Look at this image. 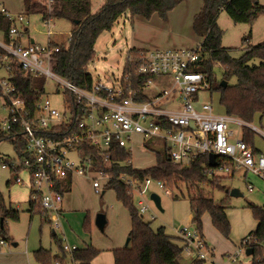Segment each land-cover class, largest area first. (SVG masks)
<instances>
[{
	"label": "built area",
	"instance_id": "obj_1",
	"mask_svg": "<svg viewBox=\"0 0 264 264\" xmlns=\"http://www.w3.org/2000/svg\"><path fill=\"white\" fill-rule=\"evenodd\" d=\"M43 1L48 7L53 2ZM0 13L10 21L8 30L0 29V97L6 110V115L0 118V132L15 141L24 139L22 154L16 152L1 167L15 173L16 184L28 189L29 200L38 205L53 229L61 227L63 188L68 181L71 185L75 178L88 179L94 191L102 193L110 179L97 161L82 151L87 143L108 162L115 145L127 149L131 156L129 144L135 136L143 142L161 140L166 143L175 164L186 166L204 156L201 171L208 177H231L242 169L264 180V153L256 151L255 146L242 137L232 142L233 131L227 126L232 116L215 112L213 103L200 99L209 91V80L198 63L202 56L198 44L128 50L119 78L110 83L92 79L89 87H83L52 69L53 54L60 47L52 39L55 34L53 16L42 19L46 40L38 42L29 36L26 11H10L0 2ZM15 66L22 70V78L33 76L35 82L36 76L41 75L44 83L53 81L59 85L66 109L60 112L45 97L44 89L35 85L38 100L30 113L22 93L12 81ZM67 93L74 99L75 110ZM239 122L264 138L261 127L243 120ZM70 152L76 159H72ZM210 153L215 154L214 165L209 162ZM127 164L132 165L131 157ZM119 179L130 187L133 195H140L137 209L142 215L149 210L145 196L149 197L153 181L164 194L171 193L165 182L151 176L141 179L121 173ZM248 189L252 190L251 184ZM188 217L187 224L174 231L183 250L194 249L196 257L202 259L204 250L210 248L196 226H190L193 214ZM150 219L154 217L151 215ZM253 242L258 243L251 234L246 235L239 247H252ZM260 244L264 247V243ZM75 248L63 245L67 252ZM238 251L240 248L232 255H237Z\"/></svg>",
	"mask_w": 264,
	"mask_h": 264
},
{
	"label": "rangeland",
	"instance_id": "obj_2",
	"mask_svg": "<svg viewBox=\"0 0 264 264\" xmlns=\"http://www.w3.org/2000/svg\"><path fill=\"white\" fill-rule=\"evenodd\" d=\"M12 11L22 10V0H0ZM264 4V0H259ZM104 0H91V8L95 11ZM201 0H184L170 10L166 17L154 13L149 18L130 13L122 14L113 23L110 30L102 31L96 39L94 50L95 57L88 64V71L94 81L100 80L110 83L121 76L126 61L127 51L131 47L144 49H164L169 47L195 46L199 38L192 34L193 15L199 10ZM28 33L34 41L46 40V26L37 14H29ZM55 32L52 39L66 45L74 24L65 18L53 19ZM217 24L222 30L221 45L228 49L233 57H239L248 46L256 45L264 41V11L260 12L252 22H234L225 11L217 16ZM258 63L259 59H254ZM221 67L214 63L213 72L220 77ZM43 76L35 78V85L44 89L45 97H48L53 106L60 112L66 109L63 89L53 81L44 83ZM235 77L230 79V83ZM200 99L211 102L214 111L224 113V108L219 102L217 92H205ZM6 115L3 100L0 97V118ZM233 120L227 123L233 131L231 141L242 137V119L232 116ZM252 125L264 130V114L254 116ZM248 126V125H247ZM3 134L0 132V137ZM254 146L264 153V138L254 131L252 136ZM146 140V143H150ZM132 165L138 169L151 167L156 162L155 153L144 145L142 138L134 137L130 145ZM16 155L13 143L7 139H0V196L1 203L5 207L15 208L19 212L17 220L10 216L3 219L7 229L6 234H0V264H39L35 260V251L44 248L50 251L47 259H52V264H72L69 254L65 258L61 254L60 245L53 239L52 230L61 239L62 246L68 244L82 248L92 245L99 250L97 264H110V246L124 247L131 228L127 208L117 198L114 189H107L101 196L96 193L88 179L80 182L75 178L69 194L64 195L63 208L65 217L59 229H53L51 223L38 211L32 214L28 212L27 192L15 182V173L9 168H2L1 164ZM72 159H76L70 152ZM87 181V182H86ZM9 182V184H8ZM170 188L169 195L164 194L153 181L149 187L150 192H156L161 199V208L158 209L154 202L145 196L149 210L143 214V219L150 222V226L156 229L164 226L166 233L176 242L174 229L187 224L189 214L192 213L189 199L191 195H197L193 183L178 181L177 186L165 182ZM220 183L227 190L236 187L242 193L240 196H230L223 189L215 187L214 183L204 182L199 190L213 197L215 202L225 205V212L230 222L228 237L223 236L212 224L209 213L201 216L202 233L210 249H205V257L201 264H250L252 255L245 254V247H239L241 239L250 230L255 228L256 222L248 207L250 202L264 207V180L251 171L236 170L231 177H221ZM214 184V185H213ZM251 184L252 190L248 189ZM65 194V193H64ZM0 198V199H1ZM70 200L69 203L67 200ZM140 195L134 194L133 206L137 207ZM34 207H38L37 204ZM103 213L106 218L104 230L101 231L95 224V217ZM193 214V213H192ZM151 215L154 219H150ZM194 215V214H193ZM195 227V221L191 223ZM3 240V242H1ZM240 248L237 255L233 256ZM264 249V247H262ZM65 254V251H62ZM69 253V252H68ZM264 253V250H263ZM52 255V256H51ZM57 256L58 260L54 258ZM196 257V250H183L180 254V264H192Z\"/></svg>",
	"mask_w": 264,
	"mask_h": 264
},
{
	"label": "trees",
	"instance_id": "obj_3",
	"mask_svg": "<svg viewBox=\"0 0 264 264\" xmlns=\"http://www.w3.org/2000/svg\"><path fill=\"white\" fill-rule=\"evenodd\" d=\"M183 1L104 0L95 11H92L91 0H53L50 7L43 0H23V11H26L28 15L37 14L41 19L48 16H53L55 19L65 18L74 24L68 37V43L66 45L59 43V50L53 54L52 69L79 86L89 87L92 76L87 70V65L95 57L94 45L102 31L110 30L113 23L122 14L130 13L149 18L152 14L158 13L165 18L170 10ZM221 11H225L234 22H252L260 12L264 11V4L259 0H201V6L193 15L192 20V32L199 38L198 45L201 47L202 54L198 63L208 77L209 92L215 91L219 94V102L224 108V113L236 116L245 122H252L256 114H264V41L248 46L241 56L233 57L228 49L221 45L222 30L217 24V16ZM9 25L10 21L0 13V29L6 31ZM137 49V47H131L129 52ZM254 59H259V62H254ZM214 63L219 64L222 69L219 78L213 72ZM21 75L22 70L15 66L12 81L18 91L22 93V97L32 113L38 100L34 93V78L33 76L22 78ZM232 77H235V81L230 83ZM221 80L226 81L225 86L220 85ZM66 95L75 110L76 105L72 95L69 93ZM253 133L252 129L243 126L242 138L245 142L253 144ZM0 139L11 141L15 151L22 154V150H20L24 145L22 137L15 141L11 139L10 135L3 134ZM150 141V143L145 141L144 145L155 153L156 162L153 166L144 169L127 164V160L131 156L124 147L115 145L109 153L108 162H105L99 151L90 144L87 143L82 147V151L90 154L97 161L98 167L110 175L101 196L107 189H114L117 198L127 208L129 214L131 223L128 233L129 243L124 247H115L111 250L114 264H180L179 258L183 251V245L173 242L164 226L153 229L150 222L145 221L143 216L141 217L137 207L133 206L134 195L130 187L119 179L121 173L141 179L151 176L155 180L168 182L175 187L178 181L193 183L198 193L195 196H190L189 203L194 214L193 220L201 237L204 239L201 230V216L204 212L209 213L213 226L223 236L228 237L229 235L230 222L225 212V205L215 202L213 197L204 195L198 189L201 184L206 182L214 183L215 187L225 190L228 194L230 190L220 183L221 177H208L202 173L201 164L205 157L200 156L189 165L181 166L172 162L164 141ZM256 151L259 150L256 148ZM69 188L70 181L64 185L63 192L66 193ZM1 200L2 198L0 199V234H6L7 229L3 219L10 216L17 220L19 212L15 208L5 207ZM28 203L29 212L32 213L33 209L39 211V207H34L33 202L28 200ZM248 207L257 224L247 235L251 234L258 242L251 244L254 252L251 254L250 264H264V249L260 244L264 243V207L252 202L248 204ZM52 234L53 239L60 245L62 256L65 258V255L69 254L73 264H93L94 258L99 254V250L92 245L76 247L68 253L63 249L61 239L57 237L56 233L52 232ZM63 250L65 254L62 252ZM48 253L50 251L44 248L36 250L35 260L39 264H52V259H47L46 254ZM54 258L61 262L57 256ZM201 260L196 258L192 264H201Z\"/></svg>",
	"mask_w": 264,
	"mask_h": 264
},
{
	"label": "water",
	"instance_id": "obj_4",
	"mask_svg": "<svg viewBox=\"0 0 264 264\" xmlns=\"http://www.w3.org/2000/svg\"><path fill=\"white\" fill-rule=\"evenodd\" d=\"M75 22H78V21L75 20ZM220 85L221 86H225L226 85V81L225 80H221L220 81ZM214 158H215V154L210 153L209 154V162H210L211 165L215 164ZM229 195L230 196H240V195H242V193L239 191L238 188L233 187V188H231L229 190ZM149 198L154 202V204L156 205V207L158 209L162 210V208H161V199H160L159 194H157L156 192H151L150 195H149ZM142 216L143 215L141 214V217ZM95 224L100 230L104 229L105 224H106V218H105V215L103 213H98L96 215ZM52 232L55 233L54 230H52ZM128 243H129V238L126 239L125 245H128ZM253 252H254V250H253L252 247H248V248L245 249V254L246 255H251Z\"/></svg>",
	"mask_w": 264,
	"mask_h": 264
},
{
	"label": "crops",
	"instance_id": "obj_5",
	"mask_svg": "<svg viewBox=\"0 0 264 264\" xmlns=\"http://www.w3.org/2000/svg\"><path fill=\"white\" fill-rule=\"evenodd\" d=\"M4 6H5V4L2 2V1H0ZM103 3V2H102ZM182 3V2H181ZM22 4H23V0H22ZM179 5V4H178ZM100 6V5H99ZM6 7V6H5ZM7 9H9L8 7H6ZM176 8V7H175ZM23 9H24V4H23ZM22 9V10H23ZM10 10V9H9ZM22 10H14L13 12H19V11H22ZM175 10V9H174ZM174 10H172L171 12H173ZM10 11H12V10H10ZM93 11V10H92ZM192 32V31H191ZM192 34H193V32H192ZM32 39V38H31ZM176 47V46H175ZM256 115H258V114H256ZM255 115V116H256ZM260 115V114H259ZM260 151V150H259ZM262 152V151H261ZM78 179H80V182H84V179H82V178H78ZM74 180L75 179H73V181L71 182V185H70V188H69V191H71V189H72V187H73V183H74ZM87 182V181H86ZM8 184H9V182H8ZM18 185V184H17ZM20 188H24L25 190H26V192H27V195L29 194L28 193V189L26 188V187H23V186H20V185H18ZM69 191H67L64 195H66V194H69ZM29 196H27V199L29 200V198H28ZM69 199L67 200V202L69 203ZM28 208H29V203H28ZM64 208H63V212H62V220H63V218L65 217V215H64ZM29 212V211H28ZM31 213V212H30ZM32 214V213H31ZM255 222H256V224H257V221L255 220ZM255 227H256V225H255ZM99 229V228H98ZM104 230V229H103ZM103 230H101V231H103ZM252 230H250L249 232H251ZM248 232V233H249ZM175 233V232H174ZM247 233V234H248ZM175 237H176V243L177 244H182V242H181V240L178 238V236H177V234L175 233ZM111 248H110V250H112L113 248H115V247H112V246H110ZM112 252V251H111ZM98 256V255H97ZM96 256V257H97ZM95 257V258H96ZM95 258H94V260H93V264H97V262H98V260H99V258H97V260H95ZM73 264V263H72ZM110 264H114V259H113V254H110Z\"/></svg>",
	"mask_w": 264,
	"mask_h": 264
}]
</instances>
